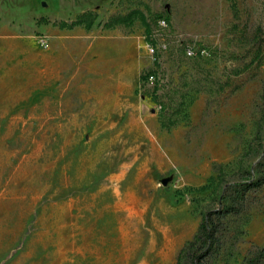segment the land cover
<instances>
[{"label": "rangeland", "instance_id": "374dc122", "mask_svg": "<svg viewBox=\"0 0 264 264\" xmlns=\"http://www.w3.org/2000/svg\"><path fill=\"white\" fill-rule=\"evenodd\" d=\"M263 176L264 0H0V264H176ZM216 237L202 264L264 246V184Z\"/></svg>", "mask_w": 264, "mask_h": 264}, {"label": "trees", "instance_id": "16d2710c", "mask_svg": "<svg viewBox=\"0 0 264 264\" xmlns=\"http://www.w3.org/2000/svg\"><path fill=\"white\" fill-rule=\"evenodd\" d=\"M95 19V14L92 12H83L75 17L74 20L67 22L64 20L58 21L59 27L73 28L77 25H82L85 28H90ZM131 20V13L125 16L110 17L105 25L110 27L119 23H127ZM167 105V104H166ZM160 105V111L164 112L161 125L170 127L177 121L176 118L166 117L173 105ZM179 104H177V107ZM264 184V176L255 180H248L239 183L230 184L231 189L222 196L217 207L204 211L201 215L197 230L191 240L187 241L179 250L176 264H180V258L183 255L189 257L190 264H202L204 259L213 251L216 244L217 233L222 225V220L228 214L238 211V203H240L244 195L250 189L259 188ZM244 264H264V246L256 248L244 259Z\"/></svg>", "mask_w": 264, "mask_h": 264}, {"label": "built area", "instance_id": "2783aa9c", "mask_svg": "<svg viewBox=\"0 0 264 264\" xmlns=\"http://www.w3.org/2000/svg\"><path fill=\"white\" fill-rule=\"evenodd\" d=\"M160 23H161V24H164V21L161 20ZM148 49H149L150 52H153V50H154V48H153L152 46H148ZM200 53H201V54H205V51H204V50H200ZM185 54H186L187 56H192V55H194V49H193L192 47H190V46L186 47V48H185Z\"/></svg>", "mask_w": 264, "mask_h": 264}]
</instances>
